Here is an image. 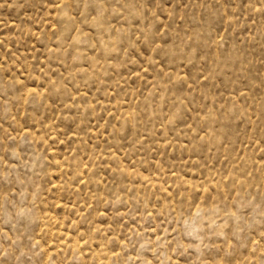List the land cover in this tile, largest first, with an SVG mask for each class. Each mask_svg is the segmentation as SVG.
Wrapping results in <instances>:
<instances>
[{
  "label": "rangeland",
  "instance_id": "rangeland-1",
  "mask_svg": "<svg viewBox=\"0 0 264 264\" xmlns=\"http://www.w3.org/2000/svg\"><path fill=\"white\" fill-rule=\"evenodd\" d=\"M0 264H264V0H0Z\"/></svg>",
  "mask_w": 264,
  "mask_h": 264
}]
</instances>
